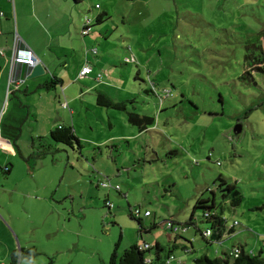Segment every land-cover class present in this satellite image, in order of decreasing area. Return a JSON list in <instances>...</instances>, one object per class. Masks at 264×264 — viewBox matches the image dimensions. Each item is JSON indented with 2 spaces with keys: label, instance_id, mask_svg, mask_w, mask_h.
Here are the masks:
<instances>
[{
  "label": "rangeland",
  "instance_id": "1",
  "mask_svg": "<svg viewBox=\"0 0 264 264\" xmlns=\"http://www.w3.org/2000/svg\"><path fill=\"white\" fill-rule=\"evenodd\" d=\"M65 1L69 12H85L91 19L105 13L106 20L93 26V34L81 36L68 55L57 45L51 72L57 70L65 84L73 81L94 46L99 70L113 84L97 86L78 99H71V93L65 98L60 85L44 89L49 91L41 92L45 99L22 95L23 105L34 103L41 108L38 113L45 112L41 130L51 120L58 125L65 119L80 140V147L58 143L46 131L44 138H35L32 151L30 124L23 128L26 153L47 159L50 167L60 163V178L70 163L62 191L77 198L73 207L71 200L66 202V211L64 204L36 206L32 225L24 220L30 232L19 237L0 226V264H15L12 253L28 249L38 254L18 257L17 264H108L116 246L120 257L135 244L166 242L170 234L193 235L191 244L179 238L175 250L180 257L185 245L194 247L184 258L187 264L205 253L211 259L221 257L237 244L259 254L264 249V75L255 73L257 85L241 82L240 76L246 46L263 34L264 0ZM67 19L69 15L55 26L65 34L64 50L69 47ZM88 38L91 46L84 43ZM73 83L85 85L84 80ZM99 94L124 103L126 111L99 106ZM128 113L154 117L155 125L140 132L129 123ZM237 125L240 133L234 132ZM220 176L237 186V207L222 198ZM99 180L121 188L120 195L108 197L110 210L105 205L108 190L98 187ZM208 198L225 208L227 225L235 226L233 235L208 244L194 227L182 234L169 230L171 222L175 227L187 223L198 200ZM137 207L143 210L146 228L156 224L150 233L141 235L131 218ZM146 210L150 217L144 216ZM201 215L197 210L198 227L205 231L208 225L201 223Z\"/></svg>",
  "mask_w": 264,
  "mask_h": 264
},
{
  "label": "crops",
  "instance_id": "2",
  "mask_svg": "<svg viewBox=\"0 0 264 264\" xmlns=\"http://www.w3.org/2000/svg\"><path fill=\"white\" fill-rule=\"evenodd\" d=\"M78 1L81 2L83 0ZM65 2V0H14L13 3L9 0H0V170L3 172L1 173L0 171V226L6 231H13L17 237L23 235L24 232H28V229L30 232V228L32 227H26L24 220L26 219L30 223L32 219L30 217L31 212L34 213V208L40 206L39 204H42V202L49 204L52 209L57 204H64V211H66V202L71 200L70 203L72 205V200L75 202L77 198V196L72 197L70 190L62 191L65 178L69 174L70 163L65 167L64 174L60 178V163H54L50 167L47 159L42 162L43 160L38 159L34 152V155L26 153V143H22L25 123L27 125L28 123L30 124V134L32 136L30 146H32V149H29L33 151L37 147L35 138H39L40 140V138H44L47 135L46 131H50L49 134H51L54 129L61 126L67 127L66 123H64L65 119H63V123L60 122L58 125L54 124V121L51 120L42 129L45 133L42 132L40 127L41 115L45 118V112L43 114L38 113V109L41 108L37 105L35 106L33 102L31 107L23 105L22 95L29 97L31 94H38L42 99H45L46 94L41 95V92L49 91H45L44 89L49 90L51 85L53 87L60 85L63 88L62 92L65 98H69L71 93V99H78L89 91H95L97 86H112L113 84V82L111 83L106 80L105 76L101 80L97 79V75L102 74V72H100L98 67L101 64L97 57L99 51L96 55H93L91 52L93 49H97L94 46L86 52V55L91 56L79 68L73 79L75 82L84 80L85 85L77 86L78 84L73 83V81H68L65 84L66 80L64 76H59L57 70L51 72L53 69L52 55H58L59 53L56 50L57 45L59 48H62L64 55H68L70 51L74 50L73 45L75 46L76 43L82 42L81 36L85 38L91 32L93 34L92 25L96 24L97 18H88L85 12L80 15L74 11H70V13L66 5H64ZM53 5L57 9H52ZM101 8L100 6L97 10ZM82 10L85 11L83 8ZM65 15H69V19L66 21L71 26L66 32L69 47L64 50L63 38L65 34L64 32H56L55 26L57 22L65 20ZM98 15L101 16L102 14ZM86 20H90L91 32L83 36L82 31ZM96 32L99 35L101 33L100 31ZM84 43L91 46V38H88V43L85 39ZM20 49H30L35 53L39 64H42L44 67L42 75L30 79L34 67L15 62V53ZM65 65H68V63H65ZM86 65H91L93 72L90 75L81 77L80 71ZM101 68L104 67L101 66ZM50 77L51 81H49ZM73 91L75 93H72ZM55 92L57 93L58 91L55 90ZM55 98L56 95L53 100L45 101L47 102L46 104H52ZM58 98L60 99L61 95H58ZM64 106L66 105L64 104ZM9 130L13 133H9ZM113 139L114 137L106 140L104 144ZM7 168H9V172L5 174L4 169L6 170ZM107 192L105 194L110 198L113 197V194L117 193L116 191ZM59 220L61 221V219ZM21 222H24V224L22 225ZM64 223H66V218L63 220V224H60V230L65 225ZM30 224L32 225V223ZM186 232H189L188 229H186ZM53 234L55 235L56 233L54 232ZM181 236L186 244H191L189 240H193L192 234L190 236ZM168 237V241L164 242L161 239H157L156 243L168 250L175 249V247L178 249L179 238H173L172 234ZM185 248L191 250L189 246L185 245L183 247L185 254L180 257H176L174 251L178 264H187L184 258L188 255L189 251L187 252ZM192 250V252L195 251L194 247ZM9 254L10 252H7V255ZM195 258L193 257V264Z\"/></svg>",
  "mask_w": 264,
  "mask_h": 264
},
{
  "label": "trees",
  "instance_id": "3",
  "mask_svg": "<svg viewBox=\"0 0 264 264\" xmlns=\"http://www.w3.org/2000/svg\"><path fill=\"white\" fill-rule=\"evenodd\" d=\"M97 8V7H96ZM105 14H102L101 16L97 17L96 23L100 24L105 22ZM95 25H92V27ZM91 27V26H90ZM91 32V31H90ZM98 53V50H97ZM94 55V54H93ZM96 55V54H95ZM133 57L127 58L126 63H128L129 59H132ZM255 73H259L260 75H264V30L262 35H258V37L254 40V42L249 43L246 46V55H245V71L240 76L241 82L248 84V85H257L256 79H255ZM154 90V88H152ZM98 105L105 107V108H114L120 111H126V106L124 103H114L107 98H105L103 95H99L97 99ZM128 121L131 125L136 126L139 128L140 132H144L148 130L149 128L153 127L155 125V118L150 116H140L136 113H128ZM51 139H53L55 142L58 143H66L69 145H73L74 142L80 145V140L77 138L74 130L70 126H61L60 128H57L53 130L50 134ZM9 172V168L6 170L4 169V173L7 174ZM221 183L218 185V189L221 192V196L223 199L230 201L231 205L233 207H237L239 205L240 201V192L237 190V186L235 185H229L227 181L220 176L218 179ZM224 186V188H223ZM99 187V183H98ZM215 195V192H213ZM107 199L105 201L106 207L110 210L111 208L107 206V203L110 202ZM140 208V207H139ZM141 214L140 216H131L132 219L137 220L139 227H140V234L151 232L155 227L156 224H152L150 228H146L143 224L142 213L143 210L140 208ZM202 210L201 215V223L207 224L208 226L205 228V231H202L201 228L198 227L199 221H197L196 211ZM147 211V210H146ZM145 211V212H146ZM144 212V216H145ZM150 212V211H149ZM225 209L223 208L222 204L218 206L215 202V198L213 199H200L198 200L194 211L188 220L187 223L181 226L175 227V223L171 222L169 230L172 233L182 234V232H185L186 229H189L191 227H194L196 229L197 233H199L203 239L206 240L208 244H212L214 242H221L224 235H233L235 233V226H228L227 220L224 216ZM151 212L149 216L150 217ZM175 227V228H174ZM211 231L210 236H205L206 230ZM177 239L180 238L181 241H184L182 239L181 235H176ZM190 241V240H189ZM190 243H192L190 241ZM118 245V244H117ZM148 246V247H146ZM177 250V247H175ZM175 249H165L161 247L160 244L156 243L155 245H150L149 243H143V244H135L129 249L125 250L122 256H118V250L117 246L115 250L113 251L110 261L108 264H177L175 259ZM185 250L189 253L192 251ZM238 250L239 254L236 257L234 255V251ZM262 249L259 254L255 255L250 252H247L243 245L237 244L231 249V252L223 254V256L211 259L207 257V255L199 256L194 259V264H264V256H263ZM154 252V254H152ZM151 254L150 256H147V254ZM38 253L35 249H28V250H20L14 251L12 253V260L15 264L18 262V257H24L28 255L36 256Z\"/></svg>",
  "mask_w": 264,
  "mask_h": 264
},
{
  "label": "built area",
  "instance_id": "4",
  "mask_svg": "<svg viewBox=\"0 0 264 264\" xmlns=\"http://www.w3.org/2000/svg\"><path fill=\"white\" fill-rule=\"evenodd\" d=\"M10 2H13L14 3V0H9ZM99 7V6H97ZM2 15V13H1ZM91 31V27H90V20H86V23H85V26H84V29L82 31V35L85 36V35H88ZM92 54H97V49H93L92 51ZM15 62L17 63H22V64H26V65H29L31 67H35L39 64V61L37 59V56L35 55V53L30 50V49H20V50H17V52L15 53V58H14ZM133 60V58H132ZM129 61V60H128ZM93 72L92 70V66L91 65H86L85 67H83V69L80 71V76L81 77H85L87 75H90L91 73ZM103 77L102 74H99L97 75V79L101 80ZM99 187L105 189V190H108V191H116V192H119L120 193V186L119 185H113L112 182L110 180H99ZM107 206H109L110 208L113 207V204L108 202L107 203ZM141 214V210L139 207L137 208H134V209H131V215L132 216H140ZM150 215V212L149 211H146L145 212V216H149ZM211 235V231L208 229L206 230L205 232V236H210ZM148 247V246H146ZM239 254V251L238 250H235L234 251V255L237 257Z\"/></svg>",
  "mask_w": 264,
  "mask_h": 264
},
{
  "label": "water",
  "instance_id": "5",
  "mask_svg": "<svg viewBox=\"0 0 264 264\" xmlns=\"http://www.w3.org/2000/svg\"><path fill=\"white\" fill-rule=\"evenodd\" d=\"M32 71H33V72H32V75H31L30 79L42 75V74L44 73V67H43L42 64H38L37 66H35V67L33 68ZM241 130H242L241 125H237V126L235 127L234 132H235V133H240Z\"/></svg>",
  "mask_w": 264,
  "mask_h": 264
}]
</instances>
